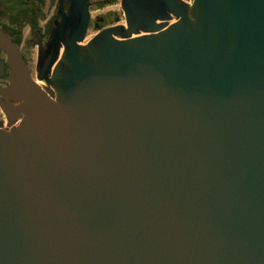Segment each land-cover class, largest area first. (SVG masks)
<instances>
[{"label": "water", "instance_id": "obj_1", "mask_svg": "<svg viewBox=\"0 0 264 264\" xmlns=\"http://www.w3.org/2000/svg\"><path fill=\"white\" fill-rule=\"evenodd\" d=\"M120 5L57 0L44 86L0 29V264H264V0Z\"/></svg>", "mask_w": 264, "mask_h": 264}, {"label": "flooded vegetation", "instance_id": "obj_2", "mask_svg": "<svg viewBox=\"0 0 264 264\" xmlns=\"http://www.w3.org/2000/svg\"><path fill=\"white\" fill-rule=\"evenodd\" d=\"M0 4L9 8L8 16H0V29L9 36L11 41L15 44L19 50L26 66L29 71L30 77L35 81L37 79V61L39 55L46 49V42L48 40L50 31L53 26V20L57 10V0L55 5V12L49 17L44 19L42 13H40V6L43 4V0H0ZM9 6V7H8ZM51 25H50V21ZM43 21L41 25L40 22ZM103 18H97L94 20V24L99 26L97 30L104 27L100 22ZM6 24H13L20 29V35L16 33H8L4 27ZM91 24L89 20L88 28ZM27 28V33L23 35V29ZM96 30V31H97ZM19 36V37H18ZM0 60L2 62L0 67V87L5 88L9 85L10 71L7 65V57L5 52L0 49ZM10 96V95H9ZM11 97H4L0 94V99L8 101L12 104H17L18 101L10 99ZM18 122L16 118H10L0 108V127L8 128L12 124Z\"/></svg>", "mask_w": 264, "mask_h": 264}, {"label": "rangeland", "instance_id": "obj_3", "mask_svg": "<svg viewBox=\"0 0 264 264\" xmlns=\"http://www.w3.org/2000/svg\"><path fill=\"white\" fill-rule=\"evenodd\" d=\"M88 2L91 24L86 32L84 42H86L95 34L98 26L94 24V20L97 18H103V21L100 22L101 25H104L108 22L110 23L115 17H117V21L115 23H124L120 0H88ZM55 5L56 0H43V4L40 6V13H42L44 19L49 18L55 12ZM40 24L42 25L43 21H41ZM108 25L111 24H107L105 26ZM22 31V34L25 35L27 33V28H24Z\"/></svg>", "mask_w": 264, "mask_h": 264}, {"label": "trees", "instance_id": "obj_4", "mask_svg": "<svg viewBox=\"0 0 264 264\" xmlns=\"http://www.w3.org/2000/svg\"><path fill=\"white\" fill-rule=\"evenodd\" d=\"M6 6H3L2 4H0V16L1 17H6L8 16L7 13L9 11V8H4ZM9 7V6H8ZM117 21V17L113 18V20L109 23H106L104 24L103 26L107 25V24H112V23H115ZM51 22L52 20L50 21V25H51ZM6 27L5 30L8 32V33H16V34H19L20 35V29L15 27L13 24L9 25V24H6L5 25ZM99 27V26H98ZM19 37V36H18Z\"/></svg>", "mask_w": 264, "mask_h": 264}, {"label": "bare ground", "instance_id": "obj_5", "mask_svg": "<svg viewBox=\"0 0 264 264\" xmlns=\"http://www.w3.org/2000/svg\"><path fill=\"white\" fill-rule=\"evenodd\" d=\"M186 1L189 2V3L192 2V0H186ZM38 83H39L41 86H44V83H43V82L38 81Z\"/></svg>", "mask_w": 264, "mask_h": 264}]
</instances>
